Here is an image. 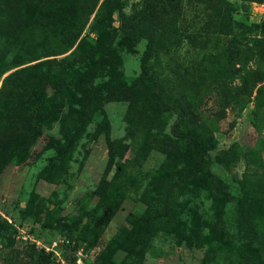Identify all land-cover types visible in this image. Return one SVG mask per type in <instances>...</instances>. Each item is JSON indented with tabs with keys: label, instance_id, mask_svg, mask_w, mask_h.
<instances>
[{
	"label": "rangeland",
	"instance_id": "374dc122",
	"mask_svg": "<svg viewBox=\"0 0 264 264\" xmlns=\"http://www.w3.org/2000/svg\"><path fill=\"white\" fill-rule=\"evenodd\" d=\"M3 1L0 86L43 61H76L46 89L37 138L0 173V264L24 245L19 233L28 245L68 243L81 264H136L146 239L143 264H264V2L182 0L174 26L157 13L177 37L153 32L148 51L146 39H126L141 31L132 11L143 0H45L16 16ZM244 80L248 93L226 98ZM189 139L207 153L204 172L154 221L163 209L146 187L160 199L194 169ZM100 204L110 220L92 229Z\"/></svg>",
	"mask_w": 264,
	"mask_h": 264
},
{
	"label": "trees",
	"instance_id": "16d2710c",
	"mask_svg": "<svg viewBox=\"0 0 264 264\" xmlns=\"http://www.w3.org/2000/svg\"><path fill=\"white\" fill-rule=\"evenodd\" d=\"M45 0H5L3 4L5 8L13 15L16 16L20 11L28 4H42ZM182 0H143L141 4L134 6L132 13L139 12L140 23L142 24L140 33L129 34L126 36L128 42H137L140 38L147 40L148 51L153 46V36L151 33L158 32L160 30L161 39H174L177 37L175 31L171 26H174L176 21L182 17ZM243 2L262 3L264 0H240ZM161 5V6H158ZM142 6L140 9L135 7ZM166 13L168 23L173 21V25L160 24L157 13ZM155 13V14H154ZM134 14V15H135ZM133 15V16H134ZM221 20V19H220ZM230 16L222 15L220 25L223 27V31L230 34ZM157 24L162 25L160 28ZM13 28V27H12ZM18 29V28H17ZM19 30V29H18ZM99 31V29L96 28ZM148 31V33H145ZM133 31V30H131ZM16 30L14 29L13 35ZM186 41H192V36L186 35L182 37ZM171 45H163V48H170ZM168 49H163L167 51ZM214 51V50H213ZM153 52V49H152ZM158 51L154 54L156 55ZM151 55L148 57V60ZM76 59L70 61H56L54 59L40 62L32 66H28L24 69L12 72L7 75L0 86V173L5 168L10 160L15 158L26 145H31L38 136V128H40V122L44 118V115L40 111V106L45 99L46 89L51 86L57 75L70 70L73 67ZM147 66V63L145 64ZM250 87L247 86L245 80L235 89L233 94L228 92L226 98L230 100H238L239 96L247 94ZM87 91L90 95H98L92 85L87 87ZM164 95L161 91L156 93V99L160 103H164ZM7 106V110H6ZM9 107V108H8ZM11 107V108H10ZM171 108L165 109L169 110ZM174 114L176 120L173 125V130L176 139H184L187 136L183 132V121L186 119V115L183 110L176 109ZM190 116H192L190 114ZM105 124V123H104ZM188 149L190 150L191 161L194 164V169L186 172L182 171L173 184L166 190V194L162 198H156L155 193L152 190L151 185L146 187L149 195L158 201L163 211L162 213L154 216V221L157 219L168 218L169 210L174 206L177 200V190L179 184L186 179L203 173L205 166L204 156L207 153L202 150L191 140L187 141ZM18 156V155H17ZM212 163H209L211 165ZM194 176V177H195ZM193 178V177H192ZM241 212V211H240ZM110 209L105 205L97 206L95 216L91 218L92 229L106 227L110 220ZM243 224V222H242ZM6 225V224H5ZM7 227H10L7 225ZM251 228V227H250ZM1 230V229H0ZM252 231V229H250ZM12 232V230H11ZM70 230L67 229L66 238H70ZM14 234V231H13ZM254 234V233H252ZM2 239V238H1ZM4 239V238H3ZM2 239V240H3ZM147 240V239H146ZM144 240L142 243L137 257L136 264H143L144 254L147 248L148 241ZM52 240L43 241L50 244ZM67 242V241H66ZM64 243V242H63ZM20 249H15L10 255L4 258L3 264H56L54 255L52 253H46L43 248L37 247L29 243H24ZM68 244V243H67ZM67 244H60L58 250H62L61 255L64 260L69 264H76L75 259L63 252L64 248H67ZM257 264H263L258 255H255Z\"/></svg>",
	"mask_w": 264,
	"mask_h": 264
},
{
	"label": "built area",
	"instance_id": "2783aa9c",
	"mask_svg": "<svg viewBox=\"0 0 264 264\" xmlns=\"http://www.w3.org/2000/svg\"><path fill=\"white\" fill-rule=\"evenodd\" d=\"M17 237L20 240H22L24 243L25 241H27V239H29V237H27V234L25 233H19ZM60 244H63V241L52 240L50 244L44 243L42 241L41 243L40 242L36 243V245L39 246L40 248H43L46 253H52L54 255L56 264H69L64 260V258L61 255V252H59L58 250ZM75 263L81 264L79 259L75 260Z\"/></svg>",
	"mask_w": 264,
	"mask_h": 264
}]
</instances>
